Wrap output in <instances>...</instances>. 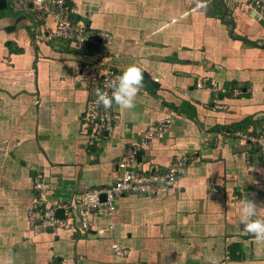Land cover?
<instances>
[{
	"label": "crops",
	"instance_id": "0c3cea01",
	"mask_svg": "<svg viewBox=\"0 0 264 264\" xmlns=\"http://www.w3.org/2000/svg\"><path fill=\"white\" fill-rule=\"evenodd\" d=\"M5 1L0 264H264V242L240 223L248 199L258 206L255 218L264 219V161L241 138L264 127V11L256 16L253 0H210L206 13L195 0H66L89 33L112 36L110 48L77 51L43 38L54 29L52 16L34 23L30 5ZM107 53L120 75L138 67L143 87L132 109L114 104L118 125L90 146L79 125L96 90L80 69ZM215 102L223 108L210 109ZM183 103L193 115L180 109ZM164 121L163 134L137 161L164 169L187 159L173 187L158 197L118 199L111 220L97 219L88 234L28 224L40 197L33 190L37 175L48 204L108 186L125 151ZM107 224L110 231L95 233Z\"/></svg>",
	"mask_w": 264,
	"mask_h": 264
},
{
	"label": "built area",
	"instance_id": "2783aa9c",
	"mask_svg": "<svg viewBox=\"0 0 264 264\" xmlns=\"http://www.w3.org/2000/svg\"><path fill=\"white\" fill-rule=\"evenodd\" d=\"M13 2L19 6L30 5L34 23L43 21L47 16L54 18V29L45 37L42 36L49 41L64 43L77 51L85 44L105 48L112 45V36L109 32L99 30L91 34L81 21H74L76 11L66 0H13ZM250 9L256 16L261 15L264 11V0H253ZM119 76V72L112 64L111 53L96 56L93 62L85 63L80 69L82 81L108 95H111L112 91L111 82ZM202 87L203 84H197V88ZM233 93L238 94V90L233 89ZM95 101L96 94L87 99L80 116L79 135L90 146L109 138L119 122L114 104L111 108L105 109L98 106ZM222 108V105L215 102L210 109L217 111ZM167 124L168 122L164 121L148 127L138 145L125 151L117 162L119 175L112 184L87 190L65 204L47 203L43 195L42 177L37 175L33 181V190L40 193V197L33 201L28 210V224L44 230L61 229L88 234L93 231V224L97 219L111 220L118 199L131 195L158 197L173 187L183 174L187 159H174L164 169L154 166L144 169L136 159L141 149H146L154 137L163 134ZM241 138L253 145L264 161V127L255 133L243 134ZM58 210L62 211L61 217L56 215ZM111 229L112 224H107L95 230V233L101 235ZM113 248L116 254H122L116 246L113 245Z\"/></svg>",
	"mask_w": 264,
	"mask_h": 264
},
{
	"label": "clouds",
	"instance_id": "9594fccd",
	"mask_svg": "<svg viewBox=\"0 0 264 264\" xmlns=\"http://www.w3.org/2000/svg\"><path fill=\"white\" fill-rule=\"evenodd\" d=\"M210 0H195L196 10H208ZM144 75L135 65L128 66L124 72L113 80L110 84L111 95L96 90V104L109 109L116 106L130 110L135 106V99L138 92L143 87ZM258 206L252 200L243 202L240 209V223L243 225V231L251 234L258 242H264V219H258Z\"/></svg>",
	"mask_w": 264,
	"mask_h": 264
},
{
	"label": "water",
	"instance_id": "95a60500",
	"mask_svg": "<svg viewBox=\"0 0 264 264\" xmlns=\"http://www.w3.org/2000/svg\"><path fill=\"white\" fill-rule=\"evenodd\" d=\"M6 9V1L5 0H0V18H3V16H4V10ZM223 17H224V15H223ZM222 17V18H223ZM151 84H152V81H151ZM180 109L183 111V112H185L186 114H188V115H193V110L192 109H190L189 107H188V105L186 104V103H183L181 106H180ZM139 155H140V152H138L137 153V160L139 159ZM56 215L58 216V217H61L62 216V211L61 210H58L57 212H56Z\"/></svg>",
	"mask_w": 264,
	"mask_h": 264
},
{
	"label": "trees",
	"instance_id": "16d2710c",
	"mask_svg": "<svg viewBox=\"0 0 264 264\" xmlns=\"http://www.w3.org/2000/svg\"><path fill=\"white\" fill-rule=\"evenodd\" d=\"M86 45H87V44H85L84 46H86ZM84 46H83V47H84ZM69 47H70V46H69ZM83 47H82V48H83ZM80 50H81V49H80ZM78 51H79V50H78Z\"/></svg>",
	"mask_w": 264,
	"mask_h": 264
},
{
	"label": "rangeland",
	"instance_id": "374dc122",
	"mask_svg": "<svg viewBox=\"0 0 264 264\" xmlns=\"http://www.w3.org/2000/svg\"><path fill=\"white\" fill-rule=\"evenodd\" d=\"M75 10V9H74ZM76 11V10H75ZM74 16H76V14H74ZM112 46V45H111Z\"/></svg>",
	"mask_w": 264,
	"mask_h": 264
}]
</instances>
